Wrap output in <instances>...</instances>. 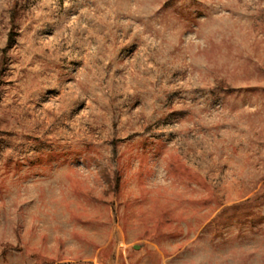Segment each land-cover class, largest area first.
<instances>
[{
    "label": "rangeland",
    "instance_id": "obj_1",
    "mask_svg": "<svg viewBox=\"0 0 264 264\" xmlns=\"http://www.w3.org/2000/svg\"><path fill=\"white\" fill-rule=\"evenodd\" d=\"M0 264H264V0H0Z\"/></svg>",
    "mask_w": 264,
    "mask_h": 264
}]
</instances>
